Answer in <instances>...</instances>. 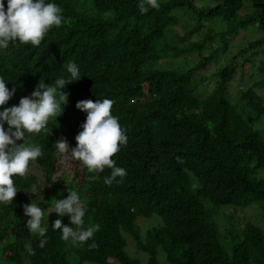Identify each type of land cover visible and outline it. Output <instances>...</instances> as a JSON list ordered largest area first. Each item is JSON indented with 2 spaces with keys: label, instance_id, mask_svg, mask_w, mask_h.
<instances>
[{
  "label": "trees",
  "instance_id": "obj_1",
  "mask_svg": "<svg viewBox=\"0 0 264 264\" xmlns=\"http://www.w3.org/2000/svg\"><path fill=\"white\" fill-rule=\"evenodd\" d=\"M198 1L158 0V9L149 7L142 14L140 0H46L62 9V24L53 26L39 46L16 40L0 48V76L9 90L16 89L0 111L18 106L41 80L51 85L58 78L70 79L65 67L69 61L77 64L81 77L62 89L68 103L59 117L49 120L47 130L25 133L27 142L38 144L44 155L30 163L26 176L14 177L18 193L13 202H0V255L8 263L112 264L115 259L142 264L125 250L123 234L128 233L136 249L146 254L147 264H160L158 250L168 264H264V229L245 222L239 240L227 246L203 204L246 207L257 202L264 218V178L257 174L264 167V134L250 123L264 114V93L256 89L264 83V47L256 50L262 56L255 65L257 74L246 73L254 64V51L238 60L250 46L264 43V0ZM246 1L250 8L240 13ZM4 4L7 9V0ZM178 9L196 22L184 35L174 36L170 28L180 22ZM216 19L225 30H213ZM251 27L260 36L226 55L212 89L198 95L203 80L195 72L215 61L216 52L227 50L228 37ZM215 38L221 46L211 50L208 43ZM206 48L210 52L205 55ZM190 53L197 59L191 66ZM163 60L172 64L163 67ZM232 81L240 86L241 108L248 117L229 98ZM106 98L114 101L112 114L128 136L127 145L113 157L127 175L111 186L104 183L111 169L89 173L71 158L87 118L77 103ZM61 137L70 146L66 155L53 146ZM60 171L69 174L66 185L54 179ZM68 188L85 204L84 227L99 224L100 230L83 244L66 242L62 229L52 225L62 219L71 226L70 217L57 214L45 237L31 233L24 205L33 201L49 206L67 198ZM153 215L161 224L142 237L136 218ZM42 239L47 240L44 247Z\"/></svg>",
  "mask_w": 264,
  "mask_h": 264
},
{
  "label": "clouds",
  "instance_id": "obj_2",
  "mask_svg": "<svg viewBox=\"0 0 264 264\" xmlns=\"http://www.w3.org/2000/svg\"><path fill=\"white\" fill-rule=\"evenodd\" d=\"M149 7L158 9V0H140L138 8L142 14L147 13ZM62 9L46 0H7L5 9L4 0H0V48L6 49L9 42L19 40L23 44L39 46L53 27L62 24ZM70 79L58 78L51 85L39 82L31 96L20 99L18 106L4 108L0 111V202L11 204L18 190L14 177L26 176L30 163L44 155L38 144H29L25 133H40L46 131L49 120L59 117L68 103V94L62 91L66 84L79 80L80 70L76 63H66ZM16 89L9 90L5 79L0 76V107L12 99ZM114 101L91 99L79 101L78 109L87 113L86 122L82 131L75 137L77 146L71 148V158L82 162L89 173H102L106 168L111 169L110 176L105 177L104 183L111 186L113 182L120 183L127 175L122 167H117L113 159L127 145L128 136L119 118L112 114ZM5 123L8 125L5 129ZM23 141V143H18ZM60 154L69 153V143L61 137L53 145ZM178 162L179 161L178 158ZM121 178L117 180V178ZM92 179H96L95 176ZM37 188L32 186V192ZM69 195L65 199H55L50 212L60 217L68 215L71 226L63 224L62 219H56L53 230L62 229V239L73 244H83L91 239L100 230V225L84 227L85 204L77 191L68 188ZM25 215L30 217L26 227L33 234L45 237L48 231L43 224L45 210L37 203L24 205ZM75 226V227H73ZM46 239H42L40 247H44ZM93 243L90 247L95 248Z\"/></svg>",
  "mask_w": 264,
  "mask_h": 264
},
{
  "label": "rangeland",
  "instance_id": "obj_3",
  "mask_svg": "<svg viewBox=\"0 0 264 264\" xmlns=\"http://www.w3.org/2000/svg\"><path fill=\"white\" fill-rule=\"evenodd\" d=\"M218 0H199L198 5H208V4H214ZM250 8V3L247 1L244 2V5L242 7V10H240V13L247 11ZM178 17H180V22L170 28V32L172 35H184L187 30L192 28V26L195 24V19L191 17L190 14H185L183 9H178L175 11ZM205 23V22H204ZM209 22L206 21V24ZM211 27H213V30L215 32H220L225 30V26L221 23L220 19H216L214 22H211ZM260 34L256 31L254 27L248 28L247 30L244 31H238V33L234 36L228 37V43L229 47L227 46V50L225 52L219 51L218 53L216 52V60L210 63L205 69L201 71L195 72V77L196 78H201L203 82L201 83V89L198 90V95H206L214 86L215 79L216 77L214 76V73L217 70V66L221 63L224 62L225 56L229 55L230 53H235L237 52L240 48L245 47L248 43H252L253 40L258 38ZM198 37L194 35L191 37V39L196 40ZM208 45H210V49L218 48L221 46V42L218 38H215L211 43L209 42ZM247 47V46H246ZM261 47H264V43L261 45H252L250 46V49L244 53L240 54L239 61L243 59L246 55H249V53H252L254 51L255 55L253 57L254 64L252 67L247 66L248 69H246V73H255L257 74V71L255 69L256 63H258V59L261 58V54L256 53L257 49H260ZM230 51V52H229ZM210 50L209 48L205 49V55L209 53ZM191 56V57H189ZM195 54L190 53L187 55V61L189 62V66L194 64L197 59L194 58ZM171 61L168 62V60H163L161 62V66L163 67H168L169 65L172 64ZM254 75V74H252ZM256 78L257 75H256ZM208 81L210 82L209 85H205V82ZM254 80L251 79V82ZM250 84V83H249ZM240 86L237 84L236 81H232L231 84L228 87V93H229V98L232 100L233 103H237L239 105V109L243 105V101L240 99V92L241 89H239ZM245 89V87H243ZM258 92L264 93V83L263 85L261 84L259 87L256 88ZM240 112H244V116H249L248 112L246 113L244 108H241L239 110ZM250 123L252 127L264 134V114L263 115H258L255 117H252L250 119ZM26 135H29V133H26ZM19 142V141H18ZM31 170L34 173H37L40 175V171L36 167H32ZM258 176L264 178V167L259 168L257 171ZM69 174L66 171H60L55 175L54 179L58 181L61 185H66L67 180H69ZM37 205H40L44 210H45V217L44 221L42 222L43 224H48L49 221L55 219L57 217V213L53 212L50 214V212L53 209L54 203L51 205L47 206L39 202H35ZM203 204L209 212V220L217 227L219 235L223 241L224 244L227 246L234 244L237 240H239V235H237L241 230L240 226L244 224L245 222H251L255 225L260 226L262 229H264V218L261 215V210L259 207V203L253 202L249 204L246 207H237V206H232V205H221L219 207H214L212 206L209 201L203 200ZM136 224L139 227L141 236L144 237L145 231L148 230L151 227H155L159 224H161V218L157 215H153L152 217H137L136 218ZM125 239H126V247L125 250L128 252L129 255L139 258L142 264H147L146 263V254L143 253L142 251H138L136 249V246L134 244V241L128 233L123 234ZM232 242V244H231ZM231 248V247H230ZM158 260L160 264H168L165 260L164 254L161 250H158ZM112 264H120L117 260L115 259H110ZM0 264H10L8 263L5 259H3L0 255ZM25 264H28L25 262Z\"/></svg>",
  "mask_w": 264,
  "mask_h": 264
}]
</instances>
